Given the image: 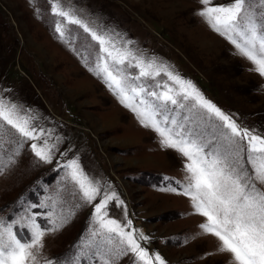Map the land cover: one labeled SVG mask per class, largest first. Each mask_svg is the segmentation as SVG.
<instances>
[{
	"label": "rangeland",
	"instance_id": "rangeland-1",
	"mask_svg": "<svg viewBox=\"0 0 264 264\" xmlns=\"http://www.w3.org/2000/svg\"><path fill=\"white\" fill-rule=\"evenodd\" d=\"M58 2L82 24L54 13L57 0H0V99L14 105L21 119L46 129L49 144H55L52 161H43L31 149L37 141L0 119V220L21 242H31L33 225L44 232L28 264H144L131 252L98 253V246L114 252L126 247L119 237L111 244L102 240L94 206L105 192H115L123 202L110 200L105 219L132 231L152 264H159L156 253L165 264H236L230 253L219 251L218 238L199 227L206 218L183 194L186 158L163 146L159 134L140 123L137 113L90 70L99 57L110 66L114 61L82 25L110 38L112 44L105 46L113 55L131 53L111 70L119 69L131 87L144 89L137 104L141 99L164 103L170 120L197 131L208 129L207 118L201 119L204 110H191L188 101L180 107L146 95L178 86L165 71L141 76L137 60L191 81L206 99L256 133L264 132V76L199 15V0ZM228 2L214 0L210 6ZM245 8L259 21L264 0H246ZM219 143L211 140L210 148ZM73 159L100 186L91 202L65 167ZM240 163L255 179L259 160L249 164L244 154ZM141 233L148 239L142 240Z\"/></svg>",
	"mask_w": 264,
	"mask_h": 264
},
{
	"label": "snow or ice",
	"instance_id": "snow-or-ice-1",
	"mask_svg": "<svg viewBox=\"0 0 264 264\" xmlns=\"http://www.w3.org/2000/svg\"><path fill=\"white\" fill-rule=\"evenodd\" d=\"M199 2L203 5L199 15L216 32L227 36L239 52L252 61L255 71L264 76V12L260 13L261 18L257 21L255 13L245 8L246 0H229L227 4L219 6H210L214 0ZM52 11L66 17L72 24H82L79 18L63 10L58 0ZM82 26L85 31H91L92 39L98 41L102 51L114 61L110 66L103 57H99L94 69L90 70L102 76L109 88L120 97V102L137 113L140 123L159 134L163 146L176 150L186 158L184 167L189 175L183 194L190 197L195 211L206 218V222L199 227L218 238L219 251L230 253L236 264H264V189L257 187L256 183L259 181L264 184V132L256 133L255 130L241 127L231 115L206 99L191 81L174 75L154 62L145 64L143 60H137V66L141 68L140 75H159L165 71L178 90L168 89L162 94L151 92L146 95L180 107H185L181 101L190 102L191 110H204L201 119L207 118L208 129L197 131L184 123L170 120L164 103L155 104L141 99L137 104L136 98L144 93V89L131 87L119 69H116V74L111 70L115 64H123L131 53L117 52L113 55L105 46L112 44L110 38L90 30L87 25ZM56 31L63 37L64 31L59 24ZM0 119L15 128L25 139L38 142L31 144L37 157L46 162L52 161L55 144H49L48 137L51 134L46 129L33 126L30 118L21 119L15 106L5 104L3 99H0ZM209 136L211 140L220 142L216 148H210ZM244 154L249 164L259 160L255 179L240 163ZM65 167L70 169V177L78 184L86 201L91 202L100 195L99 184L84 173L75 159L69 160ZM114 198L117 203H123L116 198L115 192L103 194V198L94 206L95 219L99 223L102 240L111 244L114 236L119 237L120 245L126 247L114 252L112 248L101 250L98 246V253L120 255L131 252L144 264H152L153 257L145 247H141L132 231H125L115 219H105L108 215L106 206ZM131 223L128 220L127 226H131ZM33 227L31 242H21L13 233L11 225L5 226V222L0 220V264H28L29 260H35L31 249L41 244L44 232L35 225ZM105 232L107 235H104ZM96 234L93 233L94 236ZM140 238L148 239L143 233ZM154 259L159 264H165L159 253L155 254ZM105 264L108 262L105 261Z\"/></svg>",
	"mask_w": 264,
	"mask_h": 264
}]
</instances>
